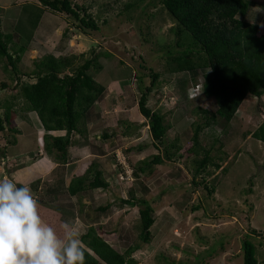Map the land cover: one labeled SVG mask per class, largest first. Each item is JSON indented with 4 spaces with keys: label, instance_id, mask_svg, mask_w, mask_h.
<instances>
[{
    "label": "rangeland",
    "instance_id": "rangeland-1",
    "mask_svg": "<svg viewBox=\"0 0 264 264\" xmlns=\"http://www.w3.org/2000/svg\"><path fill=\"white\" fill-rule=\"evenodd\" d=\"M160 1L77 0L75 3L98 22L99 31L92 35L80 31L72 18L52 14L37 0H0L2 30L18 26L16 38L28 42L29 47L32 45L21 56L22 72L32 69V62L43 55L53 56L61 67L69 65L64 68L66 71H73L90 57L92 47L96 52L109 54L98 59L101 71L94 74L95 82L106 91L86 114L79 126L80 134L72 135L65 167L52 165L50 171L41 161L29 163L41 146L40 133L31 140L30 132L17 139L10 149L13 154L20 152L23 158L12 161L11 167L7 160L6 172L0 171V178L29 186L40 202L36 192L62 188L94 164L108 188L87 190L74 198L62 195L63 212L50 210L58 220L50 215L43 219L58 232L60 225L67 222L80 238L87 227L82 217L95 222L96 233L125 254L129 247L139 243L138 210L120 204L132 190L136 198L155 204L150 243L132 255L135 264H242L240 241L245 236L255 247L259 263L264 264V144L251 138L259 123L264 122V94L260 98L248 95L224 128L218 122L216 127L201 131L199 144L204 148L213 145L211 157L219 169L209 166L205 174L193 178L195 162L201 156L186 150L192 145L191 124L203 126L204 120L192 111L198 107L213 113L215 106L212 99H204L201 93L196 100L188 97L189 89L200 85L199 73L166 72L168 51L176 54L180 50L174 48L177 38L173 32L177 25L163 13ZM250 1L254 5L245 20L258 24L254 36L263 51L264 0ZM130 3L136 4L125 11ZM250 48L252 52L253 46ZM148 68L159 74L161 82L151 93L148 106L164 114L170 124L159 151L151 145L146 121L137 108L141 90L150 85ZM139 76H143L141 84ZM2 83L10 86L2 96L15 97L16 92L10 90L15 82L9 80L0 66ZM32 117L35 128L40 130L35 115ZM103 135L109 138L103 139ZM213 138L218 139L214 144ZM175 139L181 149L176 154L180 155L177 161L152 165L146 174L133 178L132 167L138 163L150 161L158 153L162 156L165 149L175 153L176 149H169ZM5 144L0 137V148ZM42 157L54 163L45 154ZM193 182L214 187V193L206 197L203 186H193ZM39 202V213L42 211L40 215L46 216L50 207ZM105 206H109L107 211H98ZM79 210L82 214L76 215ZM251 229L263 237L253 236Z\"/></svg>",
    "mask_w": 264,
    "mask_h": 264
},
{
    "label": "trees",
    "instance_id": "trees-1",
    "mask_svg": "<svg viewBox=\"0 0 264 264\" xmlns=\"http://www.w3.org/2000/svg\"><path fill=\"white\" fill-rule=\"evenodd\" d=\"M75 1L77 0H37L52 14L72 18L80 31H88V34L93 35L99 31L98 22ZM136 1L143 3L146 0ZM135 4H127L124 10L129 11ZM160 4L163 13L177 25L173 32L177 38L174 48L180 50L175 52L176 54L168 51L165 59L166 72L171 75L199 73L201 95L206 100L214 101L213 113L198 107L192 111V114L204 120L203 126L191 124L192 145L186 150V153L201 156L200 160L195 162V178L200 173L205 174L209 166L219 169V164L214 163L211 157L213 145L204 148L199 144L201 131L205 127H216L218 122H221L224 128L232 122L248 95L260 98L264 94V50L258 48L254 36L259 29L258 24H250L245 20L254 5L250 0H161ZM106 21L103 20V23H107ZM3 24L0 18V66L9 80L15 82L10 90L16 92V96L4 98L1 93L7 91L10 86L5 83L0 85V137L6 142L0 148V164L6 162V156H22L20 152L13 154L10 149L17 143V139L32 132L31 137L29 136L31 140H35L37 134L41 135V146L36 151H42L59 168H64L68 163L72 135L80 134L79 126L86 114L106 91L102 85L95 82L94 74L101 71L98 59L101 56L107 58L109 54L96 52L92 47L90 57L73 71H66L64 68L69 65L61 67L58 59L53 56L43 55L32 62V69L22 72L19 69L21 56L26 54L32 45L29 47L28 42L23 43L24 40L20 37L16 38L18 26L3 31ZM147 70L150 85L141 90L137 108L140 116L146 121L151 145L159 151V147L165 142L170 124L164 114L148 106L151 93L161 82L159 74L149 68ZM137 79L141 84L143 76ZM32 115H35L40 130L35 128ZM14 120L21 123L14 124ZM102 138L108 139L109 136L103 135ZM251 138L264 144V122L259 123ZM217 140L213 138L212 144ZM177 143L175 139L169 146V149L177 150L175 153L165 149L162 156L158 153L150 161L144 160L136 167L133 166V178L138 179L140 175L146 174L152 165L177 161L180 155L176 154L181 151L180 147L176 146ZM193 186H203L206 197L214 193V187L207 188L203 182H193ZM107 188L108 184L103 180L102 174L96 170L94 164H90L81 176L71 178L68 185L36 193L40 197L39 203L50 207L49 210L52 208L62 213V195L74 198L87 190L101 191ZM32 194L35 195V192ZM120 204L138 210L139 243L132 245L122 254L96 233L95 222L81 217V221L87 226L79 238L85 253L84 264H135L132 255L141 250L142 245L150 243V230L155 223V204L145 198H136L132 190L126 200H120ZM108 209L109 206H105L98 208V211L105 212ZM79 214H82L80 210L79 213L76 212V215ZM250 233L263 237L262 233L253 229ZM240 243L242 264H260L256 258L255 247L248 236L243 237ZM159 257L164 260L163 256Z\"/></svg>",
    "mask_w": 264,
    "mask_h": 264
},
{
    "label": "clouds",
    "instance_id": "clouds-1",
    "mask_svg": "<svg viewBox=\"0 0 264 264\" xmlns=\"http://www.w3.org/2000/svg\"><path fill=\"white\" fill-rule=\"evenodd\" d=\"M200 93L196 85L188 97L193 100ZM5 165L0 164L2 173ZM84 257L81 240L69 223L61 224L58 232L43 221L29 186L0 178V264H84Z\"/></svg>",
    "mask_w": 264,
    "mask_h": 264
},
{
    "label": "crops",
    "instance_id": "crops-1",
    "mask_svg": "<svg viewBox=\"0 0 264 264\" xmlns=\"http://www.w3.org/2000/svg\"><path fill=\"white\" fill-rule=\"evenodd\" d=\"M40 153L42 154V151H40V150L36 151V154H35V156H34V159H30L31 161H30L29 163H31V162L34 163V162H36V161H37V162L41 161V162L46 166L47 169L50 168L51 170H50V169H49V170L52 171V168L55 167V166H57V164H54V163L50 162L49 159H48V160H49V162H48L47 159H45V158L42 157V156H44V154L40 155ZM25 155H26V154H25ZM25 155H24V156H25ZM16 156H19V157L16 158V157H8V156H6V157H8V158L6 159V162H7V160H8V161L10 160V161H9V167H11L10 164H11L12 161L15 162L16 160H19V159L23 158V157H21L20 155H16ZM39 157H40V158H39ZM41 157H42V158H41ZM9 158H10V159H9ZM75 158H76V157H75ZM0 159H1V158H0ZM14 160H15V161H14ZM68 160H69V157H68ZM7 163H8V162H7ZM52 165H53V167H52ZM80 176H81V175H80ZM76 177H79V176H76ZM43 210H44V209H43ZM44 211H46V210H44ZM46 212H47V213L44 212L46 216H42V215H41L42 219H44V217H47L48 215H50V216L55 217V218H54L55 220H58V219L56 218L57 215L54 216L53 213H52V211L47 210ZM41 213H43V212L41 211L40 214H41ZM58 223H60V222L58 221Z\"/></svg>",
    "mask_w": 264,
    "mask_h": 264
},
{
    "label": "built area",
    "instance_id": "built-area-1",
    "mask_svg": "<svg viewBox=\"0 0 264 264\" xmlns=\"http://www.w3.org/2000/svg\"><path fill=\"white\" fill-rule=\"evenodd\" d=\"M192 97H194V95Z\"/></svg>",
    "mask_w": 264,
    "mask_h": 264
}]
</instances>
